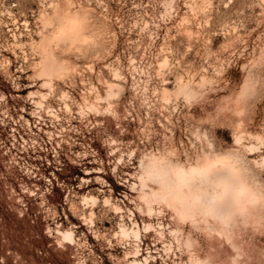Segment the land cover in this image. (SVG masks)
Returning a JSON list of instances; mask_svg holds the SVG:
<instances>
[{
  "label": "rangeland",
  "instance_id": "rangeland-1",
  "mask_svg": "<svg viewBox=\"0 0 264 264\" xmlns=\"http://www.w3.org/2000/svg\"><path fill=\"white\" fill-rule=\"evenodd\" d=\"M0 264H264V0H0Z\"/></svg>",
  "mask_w": 264,
  "mask_h": 264
},
{
  "label": "bare ground",
  "instance_id": "bare-ground-1",
  "mask_svg": "<svg viewBox=\"0 0 264 264\" xmlns=\"http://www.w3.org/2000/svg\"><path fill=\"white\" fill-rule=\"evenodd\" d=\"M57 12L55 14V17L57 18V20L61 21L60 22L61 25L58 27L57 33L54 34L53 40L60 42L63 39L64 40L67 39V40H65L66 42L68 40L69 41L72 40L73 43L83 42L82 45H85V42L87 41V38L85 37V33L87 31H85V30L89 28V23L86 21L85 16H82L79 14L68 15L67 10H66L67 14H64V15H59ZM65 41H63V42H65ZM53 42H55V41H53ZM42 45H44V42ZM55 62H54V64H55ZM45 63H47L46 60H45ZM60 66L61 65H57V67H59V68H60ZM44 71H46V70L44 69ZM244 92H245V89H244ZM242 97H243V95H242ZM216 160H219V159L217 158ZM225 162L230 163L231 161L226 160ZM236 169H237V167H236ZM182 178L184 179V176H182ZM241 183H242L241 185L243 186L241 188V191H240V193L242 194V198H241V202L243 204L242 207H243V211L245 212L244 214H246L249 217V215L252 214L254 207L257 206L256 202L259 198V194L255 193V192L253 193L252 191H247L246 187H245L247 185L245 184V182L242 180ZM182 207H184V209H186V210L191 208V206L186 204V203Z\"/></svg>",
  "mask_w": 264,
  "mask_h": 264
}]
</instances>
